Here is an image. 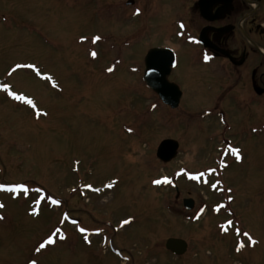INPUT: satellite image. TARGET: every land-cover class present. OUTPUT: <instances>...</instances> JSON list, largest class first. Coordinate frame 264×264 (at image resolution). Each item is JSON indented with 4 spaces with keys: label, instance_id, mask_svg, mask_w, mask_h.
Returning <instances> with one entry per match:
<instances>
[{
    "label": "rangeland",
    "instance_id": "rangeland-1",
    "mask_svg": "<svg viewBox=\"0 0 264 264\" xmlns=\"http://www.w3.org/2000/svg\"><path fill=\"white\" fill-rule=\"evenodd\" d=\"M104 2L0 0V184L29 189H0V264H264V115L193 84L182 49L179 106H163L140 79L161 29L152 20L136 43L137 21L111 24ZM112 27L133 34L126 46ZM165 139L179 147L168 163L155 156Z\"/></svg>",
    "mask_w": 264,
    "mask_h": 264
},
{
    "label": "flooded vegetation",
    "instance_id": "flooded-vegetation-1",
    "mask_svg": "<svg viewBox=\"0 0 264 264\" xmlns=\"http://www.w3.org/2000/svg\"><path fill=\"white\" fill-rule=\"evenodd\" d=\"M94 1L102 2L88 0V3ZM105 1L104 13L111 24L118 25L129 18L137 21L136 43L147 38L146 30L152 20L161 29L165 41L148 46L141 59L142 83L148 51L169 49L173 53L174 66L168 81L177 85L182 95L181 86L172 79L179 49H182L191 67L188 71L194 73L189 79L193 84L201 87L206 80L211 87L218 86L221 97L232 95L238 108L256 109L264 115V0ZM98 12L102 11L98 9ZM114 32L116 34L111 35L109 41L118 48L126 46L129 36L133 35ZM261 121L264 122V118Z\"/></svg>",
    "mask_w": 264,
    "mask_h": 264
},
{
    "label": "water",
    "instance_id": "water-1",
    "mask_svg": "<svg viewBox=\"0 0 264 264\" xmlns=\"http://www.w3.org/2000/svg\"><path fill=\"white\" fill-rule=\"evenodd\" d=\"M143 82L157 95L160 102L171 109H176L181 98L178 86L168 81L171 68L174 66L173 53L169 49H151L144 58ZM178 154V143L165 139L157 146L155 156L162 163H168ZM182 206L186 211L193 208V200L183 199ZM165 249L175 257L183 256L187 251L185 241L169 238L165 241Z\"/></svg>",
    "mask_w": 264,
    "mask_h": 264
},
{
    "label": "snow or ice",
    "instance_id": "snow-or-ice-1",
    "mask_svg": "<svg viewBox=\"0 0 264 264\" xmlns=\"http://www.w3.org/2000/svg\"><path fill=\"white\" fill-rule=\"evenodd\" d=\"M138 12H139V9H137V13H138ZM99 39H100V37L97 36V37L94 38V41H95V40H99ZM91 55H92L93 57H95V56H96V53L93 51V52L91 53ZM205 59L207 60L208 57L205 56ZM16 67L19 68V67H21V65H17ZM26 67H30V68H34V69H35V65H26ZM36 71H37V74L39 75V74H40L39 70L36 69ZM109 71H111V69H109ZM45 78H46V79H49V80L51 79V77H45ZM3 88H4V90L8 93V95L11 96L13 99H15V100H17V101H21V102H23V103H25V104H27V105H30V106L33 107V108L36 107V105H35V103L33 102V100H32V99H29L27 96H25V95H18V94H17L16 92H14V91H8V85H7V84L3 85ZM230 150H231V152L233 153V155L236 156L237 160L241 159L240 154H239V149H237V148H232V149H230ZM200 175L202 176L203 173H201ZM192 178H193V179H198L199 177L194 176V177H192ZM161 182H162V181H160V180H155V181H153V183H155V184H160ZM163 183H170V181H168L167 178H165V179L163 180ZM109 186H111V185H109ZM212 186H213L214 188L216 187L215 184L212 185ZM0 189H5V190H7V191H9V192L16 193V194L23 193L24 195H27L28 192H29V189H28L27 186L24 185V184H16V185H11V186H10V185H6V184H0ZM36 191H37V192H40L41 190H40V189H36ZM43 198H44L43 195H41V199H43ZM49 199L51 200L52 204H59V203H60V201L55 200V199H52L51 197H49ZM36 203L39 204L40 201L37 200ZM3 207H4V205H3L2 203H0V208H3ZM216 210L219 211V208H217ZM35 211H36V210L33 209V213H35ZM3 218H4V217L0 216V219H3ZM65 218H67V217H65ZM124 223H128V221H125ZM228 223L231 224L232 221H228ZM221 227L224 228L225 226L222 225ZM79 231H80L81 233H84V232L86 231V229H84V228H80ZM57 232H59V229H57ZM54 235H56V233H53L52 235H50V236L47 238V240H45L43 243H41V244L39 245V248L37 249V251H40L41 249L45 248V246L48 245V244H52V243H53V236H54ZM244 235H245L246 237H248V239L251 241V243H252L253 245L256 243V241L250 236V234H248V233L245 232ZM84 239L87 241V240H88V237H87V236H84ZM242 247H243V245H240V247H238L236 250H237V251H240ZM32 264H36V262L33 261Z\"/></svg>",
    "mask_w": 264,
    "mask_h": 264
}]
</instances>
